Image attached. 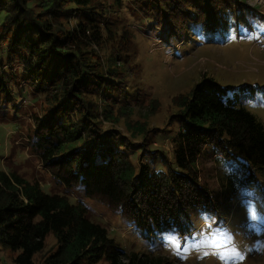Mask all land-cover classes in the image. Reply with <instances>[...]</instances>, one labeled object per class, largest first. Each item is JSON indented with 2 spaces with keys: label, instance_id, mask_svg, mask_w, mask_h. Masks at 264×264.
Wrapping results in <instances>:
<instances>
[{
  "label": "trees",
  "instance_id": "trees-1",
  "mask_svg": "<svg viewBox=\"0 0 264 264\" xmlns=\"http://www.w3.org/2000/svg\"><path fill=\"white\" fill-rule=\"evenodd\" d=\"M125 6L171 34L194 27L225 37L245 33L248 10L238 0H0V117L26 110L30 152L65 186L47 191L34 176L0 168V248L16 252L14 264H32L49 233L56 247L45 264H179L156 249L122 248L84 200L152 236L188 237L193 216L221 214L224 200L264 170V126L243 105L255 98L253 86L228 95L207 76L170 98L168 123L179 122L172 163L137 164L124 150L133 136L141 156L158 152L146 140L157 127L132 119L141 71L126 54L135 31L118 16ZM158 105L150 100L147 111ZM218 155L244 170L227 177L221 201L198 170L199 157ZM78 185L83 200L69 197L67 187Z\"/></svg>",
  "mask_w": 264,
  "mask_h": 264
},
{
  "label": "rangeland",
  "instance_id": "rangeland-1",
  "mask_svg": "<svg viewBox=\"0 0 264 264\" xmlns=\"http://www.w3.org/2000/svg\"><path fill=\"white\" fill-rule=\"evenodd\" d=\"M238 1L248 9L241 17L245 33L227 37L208 34L194 27L171 34L168 29L143 17L133 8L125 6L118 12L121 22L135 31V46L126 54L131 61L137 63L136 70L141 71L134 80L138 94L134 95L133 91L130 94L132 101L139 100L137 103H141L135 106L132 119L144 121L149 128L157 127L155 131L146 134L147 148L152 152L158 149L156 153L141 156L140 137L127 136L130 141L122 138V141L129 142L128 146L122 145L124 150L131 151V157L137 164L151 161L150 164L159 169L164 167L162 160L172 163V139L179 130V122L168 123L170 98L188 91L203 76L213 78L221 86L228 87V95L235 92L242 95L240 86L252 85L255 98L245 101L243 105L264 126V27H261L264 26V0ZM130 83L128 82V86ZM27 91L21 92H24L22 97L33 101L36 97ZM156 98L158 108L154 112H148L147 103ZM0 114L4 116L3 112ZM1 117L0 168H13L28 178L34 176L40 180L44 190L55 188L65 191V186L57 182V178L42 166L27 146V130L32 123L27 118L26 110L5 120ZM118 126L126 131L122 123ZM198 170L201 182L210 188L219 201L222 200L227 177L233 175L241 178L244 174L238 162L220 155L212 158L199 157ZM254 176L256 179L252 184L240 186L229 199L224 200L221 214L206 219L193 216L194 225L188 237L182 234L152 236L135 229L119 217H114L105 206L91 200L84 201L98 214L96 220L107 227L110 235L124 249H156L179 264H224L217 255H203L205 251L224 254L227 264H264V170H258ZM67 190L71 199H84L79 185L69 186ZM250 208L259 214V220L250 218ZM209 234L211 241L218 247H197ZM174 240H178L179 248L172 246ZM55 241L53 234L49 233L44 247L33 255L32 264H45L44 258L55 249ZM233 246L243 255L242 260L231 255ZM15 254V251L0 248V264H14ZM81 264L106 262L102 258L93 263L83 260Z\"/></svg>",
  "mask_w": 264,
  "mask_h": 264
},
{
  "label": "snow or ice",
  "instance_id": "snow-or-ice-1",
  "mask_svg": "<svg viewBox=\"0 0 264 264\" xmlns=\"http://www.w3.org/2000/svg\"><path fill=\"white\" fill-rule=\"evenodd\" d=\"M261 27H264V26H261ZM250 218L252 220H259L260 216L253 209L250 208ZM210 235L211 234H209V237H206L204 240H202L201 245H198L197 247H199V246H207V247L212 248V249L217 248L218 245H216L214 242L211 241ZM172 246L174 248H179L180 245H179L178 240H174ZM209 254L217 255L222 261H224V264H227V260H226V257H225L224 254L219 253L217 251H212L211 253L209 251H205L203 253V255H205V256H207ZM231 255L233 257H238L240 260L243 259V255H241L240 253L237 252V250L235 249V246H233V248H232Z\"/></svg>",
  "mask_w": 264,
  "mask_h": 264
}]
</instances>
